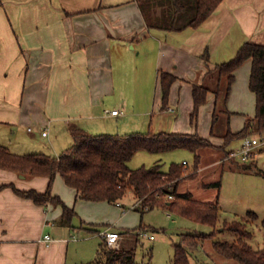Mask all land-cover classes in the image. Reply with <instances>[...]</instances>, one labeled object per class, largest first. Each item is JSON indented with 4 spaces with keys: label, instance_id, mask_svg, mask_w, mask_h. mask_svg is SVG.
<instances>
[{
    "label": "crops",
    "instance_id": "obj_1",
    "mask_svg": "<svg viewBox=\"0 0 264 264\" xmlns=\"http://www.w3.org/2000/svg\"><path fill=\"white\" fill-rule=\"evenodd\" d=\"M247 41L264 44V0H223L203 24L182 31L149 28L137 0H0V144L28 154L44 152L40 148L48 141L57 151L51 155L59 156L74 142L72 129L93 134L115 128L198 133L217 146L198 150L197 177L205 169L212 171L201 188L208 190V184L221 182L211 188L220 208L239 211L245 204L257 213V206H264V145L244 162L227 155L241 147L242 139L222 147L229 126L240 131L247 118L256 114V94L250 88L252 59L235 71L223 107L227 110L214 126L217 95L213 90L199 111V120L191 119L193 86L207 83L215 88L213 69L235 57ZM162 71L177 77L166 105ZM143 99L144 105L139 104ZM115 109L118 114L111 113ZM45 129L49 133L43 135ZM245 163L248 169L240 165ZM60 177L65 182L60 174L53 182V194L58 196ZM184 182L179 184L180 192L212 202L197 197L191 186H182ZM12 184L20 190L45 192L49 178L0 169V186H4L0 189V264H69L78 228L59 223L61 205H39L19 195ZM66 185L76 202L82 200ZM124 233L126 247L130 236ZM46 234L50 241L45 240Z\"/></svg>",
    "mask_w": 264,
    "mask_h": 264
},
{
    "label": "trees",
    "instance_id": "obj_2",
    "mask_svg": "<svg viewBox=\"0 0 264 264\" xmlns=\"http://www.w3.org/2000/svg\"><path fill=\"white\" fill-rule=\"evenodd\" d=\"M149 28L166 31H182L197 28L217 9L223 0H137ZM208 58V52L204 54ZM252 59L250 88L256 94V114L248 117L245 126L234 132L230 126L223 135L225 144L247 136H264V44L247 41L238 49L235 57L218 64L214 69L217 84L202 83L193 86L194 108L191 113L196 123L201 107L207 103L208 93L213 90L217 95V107L213 116V126L220 113L225 112L233 83L235 71L247 60ZM176 76L168 71L160 72L163 90V103H168L171 86ZM229 112V111H228ZM73 144L59 156L47 153L19 154L0 144V169L11 170L27 177L46 176L49 185L45 192L35 189L16 192L31 198L39 205H61L63 208L59 223L72 225L77 214L73 207L64 203L60 196L53 194L55 177L60 174L65 182L77 191L78 199L87 201H108L119 204L132 192L134 209L144 214L148 210L162 208L177 213L190 220L213 226L210 233L186 234L183 243L175 247L174 264H191L188 248H195L205 238L214 239L215 249L224 257L240 264H264V248L254 249L248 242L254 235L249 228L251 221L259 219L254 211L246 216L222 221L223 231L235 234V240L216 239L221 220V208L218 201H200L193 198L191 192H180L181 181L196 178L203 147H217L213 142L198 133L174 131L134 132L125 136L111 133L93 134L83 129H72ZM177 149H188L194 153V162L173 161L167 170L161 168L160 161L151 166L142 165L132 168L129 162L135 153L141 150L150 153H164ZM230 155V151H227ZM248 169L249 164H240ZM221 186V182L207 186ZM4 186H0V189ZM173 195L174 198H169ZM264 226V219L261 221ZM85 227V225H84ZM91 231L96 228L87 224ZM138 229L146 230L141 225ZM122 233V232H121ZM124 233V232H123ZM130 233V230L129 232ZM135 249L110 248L105 239L101 243L98 258L88 264H135Z\"/></svg>",
    "mask_w": 264,
    "mask_h": 264
},
{
    "label": "rangeland",
    "instance_id": "obj_3",
    "mask_svg": "<svg viewBox=\"0 0 264 264\" xmlns=\"http://www.w3.org/2000/svg\"><path fill=\"white\" fill-rule=\"evenodd\" d=\"M138 103L144 105L145 100L143 99L138 101ZM130 129L118 130L115 128L114 131L108 133L125 136L134 132H150L147 128L143 131H138L136 128ZM154 129H151V131H154ZM158 129L160 128H157L154 132H159L157 131ZM163 130L173 131L171 128ZM44 131L49 133V129H45ZM41 136L42 135L40 134L39 140L43 139ZM21 137L25 139L27 137L26 132L22 131ZM236 142L237 143L235 145L239 146V140ZM56 143L59 144L60 141L57 140ZM232 146L233 145L230 147L232 148ZM41 149L45 150H43L44 152L39 153H57V151L53 150V145L48 141L45 142V146L43 145V148L41 146L40 151H42ZM65 149L59 151V153H62ZM184 158H186V161L189 162L190 166L193 165L194 153L188 149H177L164 153H150L148 151L141 150L135 153L134 157L129 162V165L132 168H137L142 165L151 166L160 161L162 164L161 168L163 170H167L173 161L182 162V159ZM209 171L205 169L198 177L185 179L182 186L185 184L191 186L195 191V195H197L200 199H210V201H216L217 196L212 195L213 192L211 188L217 186H207V188H209L208 190H203L201 188V184L206 181V179H209L212 173L211 169ZM61 180L62 186H56V189L60 192L59 195L63 200H65V202L70 201L69 205L71 206H74L75 204L77 212L72 221L74 226L78 228L75 232L77 242L75 243L76 247L70 251L69 264H88L94 262L98 258L101 243L103 242V237L100 235V232L106 230L108 227H112V230L125 232L124 234H126V236H130L125 248L135 249V264H174L175 247L177 244L183 243V237L186 234H199L202 232L210 233L214 229L211 225L190 220L186 217L178 215L175 212L164 210L162 208L148 210L142 214L133 207L134 197L132 192H128L122 200L124 206L109 203L108 201L88 202L79 200L76 202L73 191L67 187L62 178ZM54 188L55 186L53 185V192H55ZM214 195H217V193ZM234 206L236 205L229 206L228 209H232ZM226 209L227 208H225V206L224 208H221V220L218 225L220 231L217 233L216 239L220 238L234 241V233L227 230H221L222 221L224 219L231 220L241 217H235L234 211L242 213V215H246L250 209L255 208L244 204L239 211L234 210L227 212ZM256 209L259 219L249 223V228L253 231L254 235L248 240V242L254 249H260L264 248V226L261 223L262 219H264V206H257ZM87 224H91L90 226L93 225L97 229L95 231H91L87 228ZM141 225L146 226L147 229H138ZM129 230L130 233H127ZM140 231H145L147 234L143 232V234L139 235ZM151 235H154V238H151ZM121 246L123 247L122 243ZM187 248L191 264H240L235 260L228 259L221 255L215 249L214 239L211 238L203 239L195 248Z\"/></svg>",
    "mask_w": 264,
    "mask_h": 264
},
{
    "label": "built area",
    "instance_id": "obj_4",
    "mask_svg": "<svg viewBox=\"0 0 264 264\" xmlns=\"http://www.w3.org/2000/svg\"><path fill=\"white\" fill-rule=\"evenodd\" d=\"M112 114H118L119 110L115 109L111 111ZM47 132H43V135H46ZM264 145V136L259 137V136H247L242 139V144L241 147L238 150L231 151L230 152V157H238L241 161H248L253 157L257 149ZM184 163H187L186 160H184ZM169 198H174L173 195H168ZM147 234L145 231H140L139 235ZM102 235L107 242V245L110 248H121V243L124 239L123 233H121L118 230H112V229H106L102 232ZM151 238H154V235L150 236ZM45 240L50 241L51 236L49 234L45 235Z\"/></svg>",
    "mask_w": 264,
    "mask_h": 264
}]
</instances>
